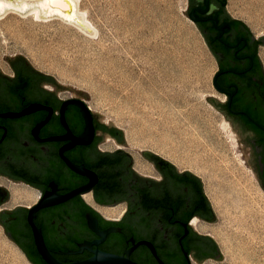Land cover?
I'll use <instances>...</instances> for the list:
<instances>
[{"label": "flooded vegetation", "instance_id": "obj_1", "mask_svg": "<svg viewBox=\"0 0 264 264\" xmlns=\"http://www.w3.org/2000/svg\"><path fill=\"white\" fill-rule=\"evenodd\" d=\"M189 2L190 13L194 11L198 16L197 24L216 58V73L222 71L218 84L227 95L232 94L231 109L241 113H231L227 100L224 107L255 134L256 144L258 136L250 124L264 132V63L260 56L264 37L255 38L245 26L236 23L227 12V0ZM52 84L51 78L14 65L13 74L0 73V223L25 256L33 264H48L37 251L28 222L30 204L16 202L12 189H34L39 199L46 192L64 195L88 183L89 178L77 174L67 159L85 165L97 176L92 190L95 202H124L127 211L120 220L106 218L93 208L84 214L81 194L39 210L35 222L47 247L63 264L89 259L96 250L125 255L131 248L132 260L161 264L142 241L153 244L164 264H193V260L218 258L220 249L214 237L192 226L196 217L202 225L210 224L208 221L214 217L207 203L205 207L197 205L199 197L193 185L182 186V176L176 177L172 168L152 157L148 160L157 164L161 180L147 173L151 166L141 162L145 173L138 175V194L126 191L124 175L116 179L118 185L110 191L101 175L123 167L122 162L110 159L111 154L123 157L125 162L123 133L94 113L91 119L85 116L72 101L80 97L64 98L48 87ZM256 147L261 151L258 173L264 186V143ZM187 180L193 181L190 177ZM87 212L97 219L99 231L89 225ZM109 228L116 230L103 237L100 233Z\"/></svg>", "mask_w": 264, "mask_h": 264}, {"label": "rangeland", "instance_id": "obj_2", "mask_svg": "<svg viewBox=\"0 0 264 264\" xmlns=\"http://www.w3.org/2000/svg\"><path fill=\"white\" fill-rule=\"evenodd\" d=\"M237 1L239 10L260 7L263 13L242 16L264 34V0ZM79 7L98 28L96 37L86 35L58 17L36 19L32 13L20 15L11 11L0 16L2 73L13 74L8 57H26L35 69L68 87L57 90L62 97L84 99L92 112L102 114L100 120L122 129L126 150L151 166V173L159 180L162 178L160 170L143 151L171 162L177 172L196 174L205 190L204 176L194 160L195 151L203 146L219 169L216 174L223 208L228 209L229 204L224 198L225 188L233 184L243 190L246 199L264 210V187L245 141L226 113L208 99L210 96L226 102L225 95L213 87L216 58L202 30L189 17V0H80ZM130 20L138 24L142 42L153 44L154 62L148 60L150 52L139 58L131 52V47H125L130 41L126 34ZM124 59L126 63L128 59L130 65L139 64L135 68L139 75H153L157 85L148 86L144 94H155V104L136 98L131 89L121 86L105 67L108 61ZM48 87L55 89L54 85ZM161 109L169 119L159 114ZM177 124L182 127V142L181 138H176L178 133L172 131V125ZM210 133L215 134L217 149L215 145L212 149L205 140ZM138 169L144 171L142 165ZM210 203L217 220L205 224L201 232L214 237L223 259L193 260V264H230L232 248L238 251L236 262L247 261L246 255L254 252L255 262L264 264L262 235L240 234L233 214L223 216L211 200ZM215 228H222L225 236L210 231ZM18 249L0 223V264H29L21 254H18L20 259L16 256ZM22 258L25 259L22 261Z\"/></svg>", "mask_w": 264, "mask_h": 264}, {"label": "bare ground", "instance_id": "obj_3", "mask_svg": "<svg viewBox=\"0 0 264 264\" xmlns=\"http://www.w3.org/2000/svg\"><path fill=\"white\" fill-rule=\"evenodd\" d=\"M0 3L3 4V7L0 8V14L10 8H17L21 10H29V13H32L36 19H48L50 18V15H58V17H61L63 21L72 24L76 26L78 29L83 31L86 35H90L92 37H96L99 30L94 25V23L88 18L87 12L80 9L79 4L80 0H75L74 4H53L49 3L48 0H0ZM230 10L234 12V1L231 0L230 2ZM7 12H4V14H1L0 16L5 15ZM54 17V16H53ZM52 18V17H51ZM129 25V28L126 30V34L128 35V39L130 41L125 44V47H131V52L134 53L139 58L143 57L144 55L147 56V54L150 52V55H148L147 58L149 61H155V56L152 55V47L153 44L150 43H144L142 42V32L139 30L138 24L136 21L130 20L127 24V27ZM126 27V28H127ZM132 44V46H130ZM261 56L264 61V47L261 49ZM141 65V64H140ZM105 67L108 69L110 75H114L119 83H121V86H125L129 89H131L132 93L135 95L136 98H140L142 100H146L150 104H155L156 101L155 94L152 96H147L144 94V90L149 86H156L157 83L153 77V75H147L141 76L139 75L135 68L137 69L139 67V64L137 65H130L127 59H124L117 61H108L106 63ZM120 70V71H119ZM121 73V74H120ZM138 79V80H137ZM217 90V89H216ZM217 92H219L217 90ZM220 93V92H219ZM143 94V95H142ZM159 97V96H158ZM159 114L165 118H170L166 114V112L161 109ZM226 126L228 128V122L226 123ZM226 128V129H227ZM172 131L176 132V138L180 139V142H182V127L181 126H175L172 125ZM185 135V134H184ZM188 138V137H187ZM215 134L210 133L207 135V138L205 139L206 142L208 141L211 148L213 149L214 145L217 149L218 142L216 141ZM129 140H131V137H129ZM197 140V139H196ZM190 142H192V139H190ZM203 142H201L202 144ZM190 145V144H189ZM188 142L186 143V146H189ZM200 145V144H199ZM206 156V157H205ZM208 158H211L209 160ZM198 164V169L202 172V175L204 176V184H205V191L212 201V204L214 207L219 210L223 216H230L233 214V221L236 222L238 226V232L240 234H246L249 236H254L256 234L262 235V240L264 241V210L259 207L260 205H254V203L250 202L248 199L245 198L243 190H240L238 187L234 186L233 184L229 185L225 188L226 192L225 194V200L228 201V209L223 208V199L219 195L218 188V178L216 174L217 172V166L215 165V162L212 159V156L208 153V150L202 146V149L195 151V159ZM213 161V162H212ZM139 167V163H138ZM219 170V169H218ZM222 173V171H221ZM223 185V184H222ZM224 186V185H223ZM13 196L14 200L17 202H23L25 204H33L35 200L39 197V194L36 190L26 188L25 186H14L13 187ZM84 197L86 200H90V193H85ZM257 207V208H256ZM114 210L117 212L118 207L112 208H105L103 209V212L107 215H113ZM192 225L198 230L202 231L205 229V226L202 225L201 221H199L198 218H195L192 220ZM222 228H215L214 230H210L211 232H214L218 235H224V232L222 231ZM236 248L230 249V254L233 256L232 262L230 264H257L255 262L256 254L254 252L248 253L246 255L247 261L244 262H236L235 259ZM18 252H16V256L20 259L18 254L22 255L26 258L25 254L18 249ZM20 255V256H21ZM22 258V261L25 259ZM27 260V259H26ZM28 261V260H27ZM234 261V262H233ZM29 262V261H28ZM260 262V261H259ZM29 264H31L29 262Z\"/></svg>", "mask_w": 264, "mask_h": 264}, {"label": "water", "instance_id": "obj_4", "mask_svg": "<svg viewBox=\"0 0 264 264\" xmlns=\"http://www.w3.org/2000/svg\"><path fill=\"white\" fill-rule=\"evenodd\" d=\"M10 11L11 12H16L17 14H20V15H26L27 13L30 12L28 9L27 10H21V9H17V8H10V9L4 11V12H10ZM206 11L207 10H204V11L202 10L201 12H206ZM4 12H2L1 14H4ZM188 14H189L190 19H192L194 22L197 23L199 18H198V16H196L194 14V11H192L190 13V7L188 9ZM53 16L54 17H58V15H50L49 17L53 18ZM58 18L61 19V17H58ZM234 21L236 23H239V24L245 26L249 30V28L247 27V25L244 22H242L240 20H237V19H234ZM249 32L251 33L250 30H249ZM263 37L264 36L260 37L259 39H261ZM18 57H22L25 60H27L29 65L31 67H33L32 64L28 61V59L26 57H24L23 55H18L16 57H8V59L11 62L12 66H13V61L16 60ZM18 64H19L18 66H20V68H23L22 67L23 63H21L19 61ZM35 70H37V69H35ZM0 73H2L1 69H0ZM221 73H222V71H219V72L215 73V75L213 76V80H212L213 87H214L215 90L217 89L221 94L225 95V98L228 101V108L231 111V113H235V114L241 113L240 111H234V110L231 109L232 94L229 93V95H227L225 90L222 87H220V85L218 84L217 78H218V76ZM47 76H49L53 80L54 84H52V85L55 86V90L56 91L59 90V89L68 88L67 86L60 85L53 76H50V75H47ZM208 99L217 108H219L220 110L224 111L226 113V115L228 116V118H230L233 121V124H234L235 128L240 132L242 139L246 143V148L251 154V161H252V163H253V165H254L257 173H258V171H259V169L261 167V151L258 149V147H256L255 134L250 132V131H248L243 123H241V122L237 121L236 119L232 118V116L229 114L228 110L225 109V107H224L225 103L219 102L216 98L210 97V96L208 97ZM72 101L77 103L81 107L84 115L89 117L90 119L92 118L93 113L98 118H100V116L102 115V114H100L98 112H92L91 108L88 106L87 102L84 99H74ZM110 125L116 127L113 123L110 124ZM257 126H260V125L258 124ZM116 128L119 129L123 133V137H124V140H125L124 131L122 129L118 128V127H116ZM263 130H264V128H263ZM79 143H83V142H81L79 140ZM125 154H126V157H127L125 162L123 160V157L122 158H120V157H116L115 158L113 155L110 154V159L113 158V159H111V162H114L115 160H118V162H122L123 163V167H121V168L120 167H115V168H112L111 170H108L107 172L103 173L101 175L102 176V180H103V184L106 187H108L109 190L111 191V190L115 189L116 186L118 185L117 181L119 180V176L124 175L125 176V181L123 180V183L126 186L125 187L126 191L129 192V193H132V194L133 193L138 194L137 188L139 186V182H138L137 179H138L139 173L132 168V163H133L132 156L130 154H128L127 152H125ZM143 154L148 159H152V157H153V158H155L157 160H160L159 161L160 163L163 162L162 158H160L158 155H156V154H154V153H152L150 151H143ZM120 159H122V160H120ZM65 160L67 161V163L70 165V167L77 174L88 177L89 178L88 183H86V184H84L82 186H79V187L71 190L70 192H68V193H66L64 195H58L55 192H46L35 203H33V204H31L29 206V211H28V222L30 223V225L32 226V229H33L34 240H35V245H36L37 251L41 255V257L48 264H63V263L47 247V245L45 243V240H44V236H43L42 230H41V228L38 227V225L35 222V216H36L37 212L39 210H41V209H45V208L57 205L59 203L65 202L68 199H70V198H72V197H74V196H76L78 194L83 195L84 193H88V192L92 191L93 186H94L95 182L97 181V176L90 169H88L85 165H76V164L71 163L67 159H65ZM118 162H117V164H118ZM112 165H114V164L112 163ZM156 166H157V164H156ZM176 171H177V169H176ZM258 175H259V173H258ZM116 179H117V181H116ZM168 180H169V183L173 184L172 180H170V179H168ZM52 187L54 188V186H52ZM203 189H204V186H203ZM204 192H205V190H204ZM81 205H82V207H84V211H83L84 214H85V212L87 210H91L93 208L84 199H82ZM86 214H87L89 225L92 228L98 230L97 219L90 212H87ZM216 220H217V218H216V216L214 214L213 219L209 220L208 222L212 223V222H214ZM114 230H116V229L115 228H109L105 232H102V233L99 232V233L104 237V236H106V234L108 232L114 231ZM141 243L147 244L151 248L153 254L157 257L159 262L161 264H164V262L158 257L156 249H155V247L153 246L152 243L147 242V241H142ZM81 247H83V245H81ZM131 251H132V248L130 250H128L125 253V255H120V254H115V253H109V252H103V251H100V250H96L95 254L91 258L86 259V260L75 261V262H73L71 264H141V263L136 262V261L131 259V257H130ZM216 259H223V255H222L221 251H220V255ZM198 261L202 262L203 260H198Z\"/></svg>", "mask_w": 264, "mask_h": 264}, {"label": "crops", "instance_id": "obj_5", "mask_svg": "<svg viewBox=\"0 0 264 264\" xmlns=\"http://www.w3.org/2000/svg\"><path fill=\"white\" fill-rule=\"evenodd\" d=\"M234 1V12H232L231 10H230V2H231V0H227V5H226V9H227V11L229 12V14L231 15V17L233 18V19H237V20H240V21H242V22H244L246 25H247V27L249 28V30L251 31V33H252V35H254V37L255 38H260V37H262V36H264V34H262V33H260L256 28H255V26H253V23H251L249 20H247V19H245L244 18V16H242L243 14H248V13H253V14H261V13H263V11H260L259 10V8L260 7H258V6H251L249 9H250V11H248V10H245V11H243V10H239V8H241L239 5L240 4H238L237 5V0H233ZM239 3V2H238ZM254 8V9H253ZM256 8H258V9H256ZM251 9H253V10H251ZM262 46H264V45H262ZM261 46V47H262ZM260 53H261V50H260ZM260 56H261V54H260ZM263 61V60H262ZM264 63V62H263ZM124 151L125 152H127L128 154H130L131 156H132V154H131V152H129L128 150H126V148H124ZM132 158H133V163H132V168L134 169V170H136L139 174L140 173H145V172H142L141 170H139L138 168L142 165V163L141 162H143V164H146V163H144V161H142V159H139V158H134L133 156H132ZM140 160V161H139ZM138 161V162H137ZM138 163H139V167H138ZM147 173H151V172H147ZM93 190V189H92ZM88 193H90V200L88 201V200H86L85 199V197H84V194H83V199L91 206V207H93L94 209H96L97 210V212L98 213H100L101 215H103L104 217H106V218H109V219H113V220H120L124 215H125V213H126V211H127V205L124 203V202H116V203H113V204H100V203H97V202H95L94 201V199H93V195H92V191H90V192H88ZM38 199V198H37ZM36 201V200H35ZM34 201V202H35ZM114 207H118V210H117V212L114 210V212H116V213H114L113 215H107V214H105L104 212H103V209H105V208H112V209H114ZM197 218V217H196ZM195 219V218H194ZM15 244V243H14ZM16 246H18L17 244H16ZM18 248L21 250V248L18 246ZM22 251V250H21ZM23 252V251H22ZM24 253V252H23ZM25 254V253H24ZM26 259L31 263V264H33L29 259H28V257H27V255H26Z\"/></svg>", "mask_w": 264, "mask_h": 264}, {"label": "trees", "instance_id": "obj_6", "mask_svg": "<svg viewBox=\"0 0 264 264\" xmlns=\"http://www.w3.org/2000/svg\"><path fill=\"white\" fill-rule=\"evenodd\" d=\"M19 61L21 63H23L22 64L23 65L22 67L24 69H26V72L34 71V72H37V73H39V74H41V75H43V76H45L47 78H50L49 76H47L45 74H42L41 72L35 70L33 67H31L29 65V63L27 62V60H25L22 57H18L16 60H14L13 61V65L16 66V67H20V66H18L19 65L18 64ZM250 126L255 130V132H256V134L258 136L257 137L256 144L258 145V144L264 143V132L260 128L254 126V125H251L250 124ZM162 161L166 164V166H168V167H170V168H172L174 170V173H176L175 174L176 177L179 178V177L182 176V186L185 187L189 183L193 185V190H194L195 195H197V197L200 198V199L199 198L197 199V205H200L201 204V206L205 207L206 206L205 204L207 203L208 206H209V208L213 211L212 206H211V203H210L207 195L204 192L203 183H202V180H201V178L199 176H197L196 174H194V173H192L190 171H185V172H182V174H179L176 171L175 166L171 162L166 161V160H162ZM187 177H190V179H192L193 181L191 182L190 180H187ZM198 194H200V195L198 196Z\"/></svg>", "mask_w": 264, "mask_h": 264}, {"label": "snow or ice", "instance_id": "obj_7", "mask_svg": "<svg viewBox=\"0 0 264 264\" xmlns=\"http://www.w3.org/2000/svg\"><path fill=\"white\" fill-rule=\"evenodd\" d=\"M49 3H53V4H64L67 3L69 5L74 4L75 0H48ZM3 7V4L0 3V8Z\"/></svg>", "mask_w": 264, "mask_h": 264}]
</instances>
